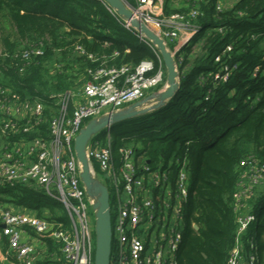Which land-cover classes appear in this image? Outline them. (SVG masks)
Here are the masks:
<instances>
[{
  "label": "trees",
  "instance_id": "1",
  "mask_svg": "<svg viewBox=\"0 0 264 264\" xmlns=\"http://www.w3.org/2000/svg\"><path fill=\"white\" fill-rule=\"evenodd\" d=\"M171 3L166 1L167 13L192 6L189 1L177 8ZM198 7L201 28L175 54L174 96L159 108L120 121L137 133H110L111 145L116 150L133 144L151 162L187 159L190 186L181 264H226L235 240L232 203L239 161L253 154L264 164V0H235L221 10L208 0ZM0 29V48L10 54L26 41L44 42L43 54L28 63L18 55L0 58V65H12L3 72L2 84L20 94L64 92L77 86L79 75L89 78L87 70L102 64L134 67L152 60L158 66L153 52L99 1L0 0ZM77 45L84 54L74 50ZM53 62L59 67L50 73ZM224 65L229 69L226 79ZM41 128L47 135L46 123ZM105 134L100 130L93 136L102 140ZM0 201L68 225L62 204L29 184L0 185ZM248 204L256 221L242 236L241 261H247L254 242L259 264H264V187ZM48 262L42 264L53 263Z\"/></svg>",
  "mask_w": 264,
  "mask_h": 264
},
{
  "label": "built area",
  "instance_id": "2",
  "mask_svg": "<svg viewBox=\"0 0 264 264\" xmlns=\"http://www.w3.org/2000/svg\"><path fill=\"white\" fill-rule=\"evenodd\" d=\"M94 1L102 3L139 43L153 52L158 66L152 60H143L134 67L102 64L87 70L89 78L83 80L79 75L74 88L34 95L20 94L4 86L1 77L12 65H0V185L29 184L61 203L68 217L65 226L30 211L14 210L0 201V264H42L47 260L52 264L60 260L64 264H93L94 224L87 207H92L94 199L87 195L81 182V163L76 157L74 139L89 120L142 100L148 89L163 81L164 65L156 44L133 27L130 20L116 14L106 0ZM121 1L132 19L163 40L175 60V54L200 30L198 17L202 12L198 4L208 0H172L181 4L189 1L192 6L169 13L167 0ZM215 6L221 10L223 0H215ZM43 47V40L26 41L14 54L0 48V58L19 56L28 63L43 54ZM230 48L226 46L227 51ZM74 50L84 54L79 45ZM87 57L96 59L91 54ZM56 67L58 63H51L50 73ZM23 68L18 67V71ZM223 70L222 78L226 79L229 69L224 65ZM44 123L47 135L41 128ZM109 128L106 127L104 139L90 138L85 146L92 175L97 178L98 170L112 182L109 264H181L183 211L190 186L187 159L151 162L133 144H121L115 150ZM239 166L232 203L235 240L226 264H243L242 236L256 221L248 202L264 186V164L253 154L242 158ZM249 246L251 252L244 264H259L256 244L250 242Z\"/></svg>",
  "mask_w": 264,
  "mask_h": 264
},
{
  "label": "water",
  "instance_id": "3",
  "mask_svg": "<svg viewBox=\"0 0 264 264\" xmlns=\"http://www.w3.org/2000/svg\"><path fill=\"white\" fill-rule=\"evenodd\" d=\"M106 1L110 7L115 9L116 14L124 19L130 20V24L133 27L138 28L149 39H151L154 44H156L166 71V85L163 89L155 92L144 100L142 99L134 102L133 104L121 110L112 112L107 116H101L97 119L89 120L85 126L79 130L74 139L76 157L81 163L80 179L85 187L87 195L94 199L92 205L95 214L93 264H109L110 262L111 220L107 187L92 175L86 158L85 146L87 141L92 135L106 127L163 106L174 96L178 88L176 63L172 54L166 49L163 40L150 31L144 24L132 19L130 10L126 8L121 0ZM150 98L156 99V103L148 107H143V104ZM2 226L3 225L0 224V227ZM193 228L197 229V224L194 223Z\"/></svg>",
  "mask_w": 264,
  "mask_h": 264
},
{
  "label": "rangeland",
  "instance_id": "4",
  "mask_svg": "<svg viewBox=\"0 0 264 264\" xmlns=\"http://www.w3.org/2000/svg\"><path fill=\"white\" fill-rule=\"evenodd\" d=\"M235 0H223V4L224 6H231L232 3H234ZM171 5H173L175 8L181 6L182 4L179 3V2H172ZM2 30L0 29V47L2 46ZM8 31V30H7ZM10 32V31H9ZM12 35V34H11ZM165 75H166V71H165ZM166 79V78H165ZM161 84V85H160ZM166 85V81H162L161 83H159V85H157L156 87H152L150 89H148L145 93V96L143 97V100L146 99L147 97H149L150 95L154 94L155 92H158L159 90L163 89ZM158 86H160L159 88H157ZM154 103H156V99L154 98H150L148 99L144 104H143V107H148V106H151L153 105ZM128 128H124L123 125H121L119 122L118 123H115L113 125L110 126L109 128V131L112 135H118V136H121V135H124L125 134V130L127 131ZM104 130L105 132H107V129L104 128L102 129ZM128 132V131H127ZM129 133V136H135L137 132L133 131V132H128ZM95 136L92 135L91 138H94ZM96 174H97V178L100 182H102L106 187H107V190H108V194H109V202L110 204L113 203V196H114V192H113V187H112V182H111V179L110 178H107L102 172L100 171H96ZM264 187V186H263ZM8 204V203H7ZM10 205V204H8ZM11 208H13L14 210H20L18 208V206H15V205H10ZM22 211V210H20ZM87 212L91 218V222L92 224H94L95 222V214H94V210L92 209V207L88 206L87 207ZM112 212H113V209H112ZM32 213V212H31ZM183 217H184V220H185V211H183ZM92 244H93V250H94V244H95V233H94V225H93V231H92Z\"/></svg>",
  "mask_w": 264,
  "mask_h": 264
},
{
  "label": "crops",
  "instance_id": "5",
  "mask_svg": "<svg viewBox=\"0 0 264 264\" xmlns=\"http://www.w3.org/2000/svg\"><path fill=\"white\" fill-rule=\"evenodd\" d=\"M1 251H2V244L0 245V255H1Z\"/></svg>",
  "mask_w": 264,
  "mask_h": 264
}]
</instances>
